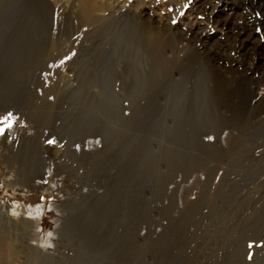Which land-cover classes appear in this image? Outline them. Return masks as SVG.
<instances>
[{"label":"rangeland","instance_id":"1","mask_svg":"<svg viewBox=\"0 0 264 264\" xmlns=\"http://www.w3.org/2000/svg\"><path fill=\"white\" fill-rule=\"evenodd\" d=\"M0 129L13 264H264V0H0Z\"/></svg>","mask_w":264,"mask_h":264},{"label":"bare ground","instance_id":"2","mask_svg":"<svg viewBox=\"0 0 264 264\" xmlns=\"http://www.w3.org/2000/svg\"><path fill=\"white\" fill-rule=\"evenodd\" d=\"M80 13L81 14H79V16L81 17L82 21H89V17L91 15V9L88 6L82 5ZM161 45H162L161 40L153 37L151 34L148 35L146 37V40L144 41V45L143 46H144V48H145V46L148 48V50L150 51L151 56H152L151 59L154 60V61L153 60L152 61L155 64L158 63V59L160 58V55H161L160 52H162L161 51V49H162ZM149 51L147 52V54L150 56ZM39 114L41 115V113H39ZM36 117H35V119H36ZM3 210H4L3 207L0 208V264H13L12 260H13V258L15 256V253H16L17 250H16V247L13 244V241L10 240L8 238V236H7L6 228H5L6 218L3 215V212H4ZM21 210L22 209L17 206V211H21ZM40 210H41V207H40ZM30 220H31V218L27 217V216H26V218H23V220H19L17 222L18 229L21 232L30 233V230H32V225L30 223Z\"/></svg>","mask_w":264,"mask_h":264},{"label":"snow or ice","instance_id":"3","mask_svg":"<svg viewBox=\"0 0 264 264\" xmlns=\"http://www.w3.org/2000/svg\"><path fill=\"white\" fill-rule=\"evenodd\" d=\"M0 132H2V129H0ZM49 143H54V141H49ZM250 247H251V245H250Z\"/></svg>","mask_w":264,"mask_h":264}]
</instances>
